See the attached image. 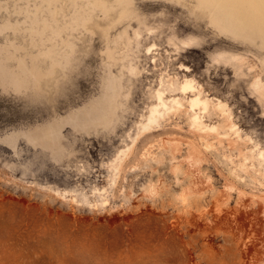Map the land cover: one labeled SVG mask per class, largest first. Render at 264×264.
Returning a JSON list of instances; mask_svg holds the SVG:
<instances>
[{"label":"rangeland","instance_id":"rangeland-1","mask_svg":"<svg viewBox=\"0 0 264 264\" xmlns=\"http://www.w3.org/2000/svg\"><path fill=\"white\" fill-rule=\"evenodd\" d=\"M106 1L0 0V264H264V38L196 0ZM175 75L229 105L202 114L219 130L185 108L139 131Z\"/></svg>","mask_w":264,"mask_h":264},{"label":"bare ground","instance_id":"bare-ground-1","mask_svg":"<svg viewBox=\"0 0 264 264\" xmlns=\"http://www.w3.org/2000/svg\"><path fill=\"white\" fill-rule=\"evenodd\" d=\"M99 1L103 5L106 13L111 14L113 12V7L108 1H106V0H99ZM131 1L132 0H116V2H115L116 8H120V10L122 12H126V11H128V8L131 4ZM196 2H197V7L200 8L203 11V13H205L209 16L210 23L213 24L217 29H219L221 33L226 32V33L232 34L236 38H239V36H240V38H250L251 35H253V37H254L253 40H258V39L264 38V10H262L260 7V0H196ZM66 9L67 8L65 6L62 7V10H60V8L58 6H54L51 9L53 16H54V20L57 21V16L60 14L65 18L66 17V14H65ZM248 35H249V37H248ZM251 39H252V37H251ZM193 43L194 42L192 40H188V41L183 42L184 46L187 48H189V46ZM153 47L155 48V45H153L152 47H149L147 49L148 54H150V52L152 50H154ZM219 59H222V58L219 57ZM49 60H50V62H48L49 63L48 64L49 70L46 69L48 66L47 67L45 66L46 71H45V69H43L45 72H43L41 70V68L39 69L40 66L36 65L34 67V69L32 71L33 73H35V77H33V78H35L34 82H36V79L38 78L39 71H40L41 75L43 76V78H46L44 76L47 75V71L50 72V74H49V76L51 75L50 78L51 77L53 78L54 76L57 77L61 72L62 73L64 72V70L66 69V67L70 63L69 57L64 56V55L63 56H55L54 55V56L48 57V61ZM42 61H44V60L41 59V61H39V62H42ZM44 62H46V60ZM44 62L42 63V66H43V64H45ZM46 65H47V63H46ZM36 73H38V74H36ZM42 73H45V74L43 75ZM42 81H44V79H42ZM42 81L39 79V82H41V84H43ZM179 82L180 81L177 79V77L175 75V77H173V78L171 77V78H168V80H165L162 83L161 88L158 89L157 91H155L154 95H155V98L157 100V104L150 107L149 115L147 114L148 116L146 117V122L140 123L139 131H141V133L143 132V134H144V132L149 131L155 125H159L161 120L165 119L166 116L172 114L173 112H181L182 113V110L185 108L187 109L186 114L189 115V120H190L191 126L195 130L200 131V132H204V133L210 131L209 132L210 134L214 131L219 130L218 129L219 127H217V126H209V125L205 124L204 119H203L204 117L202 114L209 113V109L211 107L213 108V110L220 111L221 113L225 114L227 109H228L226 105H228V104L227 103L224 104L221 101H218L217 103H215L213 101L214 99H212V98L210 99L209 97L205 96L204 95L205 91L203 90L202 86L199 88V86H197V83H195V81L193 79H188L187 77H185L184 80L180 82V85H178ZM37 83H36V85H38ZM41 84L39 83V86H41ZM167 93L171 94V98H168L166 96ZM179 93L184 95V97L177 96V94H179ZM191 93L193 94L192 98H190V96L189 97L187 96L188 94H191ZM213 98H215V97H213ZM229 109H228V111H229ZM198 110H199V112H197ZM223 114L221 117H223ZM232 116L234 117V114H232ZM180 117H182V116H180ZM168 122H170V121H168ZM229 122L232 125V122L230 120L227 121V123H229ZM164 123H165V121H164ZM176 125H178V124H176ZM236 126H234V125L230 126L228 129L230 131H234V130H236L235 129ZM192 127H190V131H191ZM181 129L182 128H180V130ZM143 134H141V135H143ZM228 134L229 133L227 132L226 134H223V136L226 135V137H227ZM204 135H207V134H204ZM219 136L222 137V134ZM237 136H240V135H237ZM207 137H208V135H207ZM137 138L140 139L139 137H137ZM203 139H205V138H203ZM246 139H248V138H246ZM216 140H218V143L220 144L219 139H216ZM200 141H201V139H200ZM206 141H208V140H206ZM233 143H234V141H233ZM222 144H224V143H222ZM231 144H232V142H230L229 145L231 146ZM233 145L235 146V144H233ZM206 146H205V148L208 150L207 147H209V146H207V147ZM210 146H212V145L210 144ZM234 146H232V147H234ZM174 147H177L176 151H178L179 147L177 145ZM212 147L214 150V146H212ZM175 149L173 148V152ZM215 150H217V149H215ZM124 152H126V151H124ZM124 152L121 151L122 154ZM241 153L242 152L239 151V154L243 155V153L242 154ZM258 155H259L260 159L264 160V152L263 151H259ZM252 157H253V155L250 157V159H252ZM230 158H229V160L233 161L232 157H230ZM244 162L246 163V160H244ZM242 167L245 168V166H243V165H242ZM242 167L240 168V170H242ZM243 171H244V169H243ZM225 188H226V186H225ZM241 194H243V193L241 192L238 195H241ZM240 197H242V196H240ZM230 198H231V196H230ZM263 213H264V211H263Z\"/></svg>","mask_w":264,"mask_h":264},{"label":"snow or ice","instance_id":"snow-or-ice-1","mask_svg":"<svg viewBox=\"0 0 264 264\" xmlns=\"http://www.w3.org/2000/svg\"><path fill=\"white\" fill-rule=\"evenodd\" d=\"M260 7L262 10H264V0H260Z\"/></svg>","mask_w":264,"mask_h":264}]
</instances>
